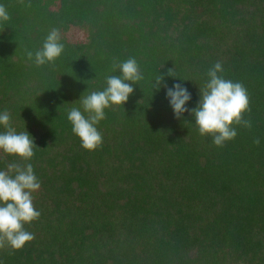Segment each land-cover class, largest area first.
Here are the masks:
<instances>
[{
  "label": "trees",
  "instance_id": "1",
  "mask_svg": "<svg viewBox=\"0 0 264 264\" xmlns=\"http://www.w3.org/2000/svg\"><path fill=\"white\" fill-rule=\"evenodd\" d=\"M0 4L11 16L0 22V112L33 137L28 163L41 181L40 219L25 226L35 239L0 249V264H264V0ZM53 27L64 51L38 67L26 51ZM130 56L144 79L105 109L103 145L87 151L68 111L119 74L114 58ZM216 61L247 87L253 125L223 147L153 88L161 74L168 87L181 83L195 108ZM12 162L24 163L0 150V170Z\"/></svg>",
  "mask_w": 264,
  "mask_h": 264
},
{
  "label": "clouds",
  "instance_id": "2",
  "mask_svg": "<svg viewBox=\"0 0 264 264\" xmlns=\"http://www.w3.org/2000/svg\"><path fill=\"white\" fill-rule=\"evenodd\" d=\"M24 3V0H21ZM11 16L5 5L0 4V22H8ZM60 30L51 28L42 46L35 52L28 50L26 56L36 66L55 62L64 51ZM112 71L119 72L106 76V87L81 96V107H72L67 119L72 125V132L80 138L81 147L95 151L103 145V134L98 130L99 123L106 118L105 109L112 105H123L134 92V84L144 79L140 64L135 57L126 60L114 58ZM221 61L213 63L206 72L207 79L200 88V99L195 108L188 109L186 102L191 100V93L181 83L172 87L162 84L163 76L155 77L153 88H166V97L179 119L185 112L194 117L201 136H210L211 142L223 147L226 142L238 135L237 126L251 129L252 121L245 118L250 113V96L247 87L241 81H233L224 75ZM168 75L174 76L169 70ZM131 82V83H129ZM82 108V110H81ZM0 150L11 156H18L24 163H9L5 170H0V249L20 250L35 239V233L28 231L26 225L38 221L41 212L35 207L33 193L38 191L41 181L28 163L37 147L33 137L27 132H17L11 126V113L0 112ZM259 145L260 139L254 138Z\"/></svg>",
  "mask_w": 264,
  "mask_h": 264
}]
</instances>
